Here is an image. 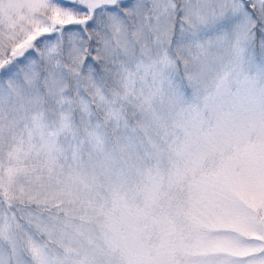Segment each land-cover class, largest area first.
<instances>
[{
    "label": "snow or ice",
    "instance_id": "1",
    "mask_svg": "<svg viewBox=\"0 0 264 264\" xmlns=\"http://www.w3.org/2000/svg\"><path fill=\"white\" fill-rule=\"evenodd\" d=\"M0 264H264V0H0Z\"/></svg>",
    "mask_w": 264,
    "mask_h": 264
}]
</instances>
